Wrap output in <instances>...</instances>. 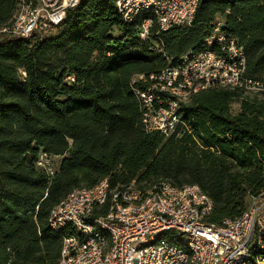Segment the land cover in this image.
Wrapping results in <instances>:
<instances>
[{
  "label": "trees",
  "instance_id": "1",
  "mask_svg": "<svg viewBox=\"0 0 264 264\" xmlns=\"http://www.w3.org/2000/svg\"><path fill=\"white\" fill-rule=\"evenodd\" d=\"M17 4L0 0V29ZM140 21H124L115 0H78L46 32H0V264H56L72 227L51 229V208L104 178L114 189L196 184L216 225L264 190V91L202 89L163 135L144 130L133 88L145 82L131 83L200 49L215 21L242 46L245 75L264 80V0H199L190 24L145 41ZM39 152L51 157V174Z\"/></svg>",
  "mask_w": 264,
  "mask_h": 264
},
{
  "label": "built area",
  "instance_id": "2",
  "mask_svg": "<svg viewBox=\"0 0 264 264\" xmlns=\"http://www.w3.org/2000/svg\"><path fill=\"white\" fill-rule=\"evenodd\" d=\"M78 0H18L12 20L0 29L27 37L60 23ZM199 0H115L122 19L141 18L137 35L191 23ZM242 46L212 24L196 51H188L158 73H138L131 83L145 131L168 135L180 122L179 108L207 87L264 91V80L245 75ZM72 80L73 78L70 77ZM37 165L54 170L51 157L39 152ZM211 198L196 184L176 186L159 180L149 187L130 183L111 188L106 178L71 189L48 215L49 226L72 232L62 239L56 264H264V190L252 195L244 211L220 225L207 223Z\"/></svg>",
  "mask_w": 264,
  "mask_h": 264
},
{
  "label": "rangeland",
  "instance_id": "3",
  "mask_svg": "<svg viewBox=\"0 0 264 264\" xmlns=\"http://www.w3.org/2000/svg\"><path fill=\"white\" fill-rule=\"evenodd\" d=\"M237 110V104H234L232 105V111H236ZM56 163V159L54 161Z\"/></svg>",
  "mask_w": 264,
  "mask_h": 264
}]
</instances>
